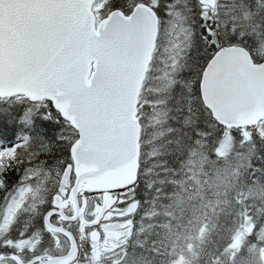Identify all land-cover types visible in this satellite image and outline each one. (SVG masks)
Wrapping results in <instances>:
<instances>
[{"label":"snow or ice","instance_id":"obj_1","mask_svg":"<svg viewBox=\"0 0 264 264\" xmlns=\"http://www.w3.org/2000/svg\"><path fill=\"white\" fill-rule=\"evenodd\" d=\"M186 201L264 264V0H0V264H177Z\"/></svg>","mask_w":264,"mask_h":264},{"label":"rangeland","instance_id":"obj_2","mask_svg":"<svg viewBox=\"0 0 264 264\" xmlns=\"http://www.w3.org/2000/svg\"><path fill=\"white\" fill-rule=\"evenodd\" d=\"M184 211L177 214L175 223L172 225L173 231L179 229L181 236L180 245L177 250V264L179 261H189L192 257V245L200 248L201 238L205 232V213L199 201H186L184 204ZM212 213L211 210L207 213L208 220ZM208 223V222H207Z\"/></svg>","mask_w":264,"mask_h":264},{"label":"trees","instance_id":"obj_3","mask_svg":"<svg viewBox=\"0 0 264 264\" xmlns=\"http://www.w3.org/2000/svg\"><path fill=\"white\" fill-rule=\"evenodd\" d=\"M230 235L231 232L228 231L227 226L225 225V218L220 217L218 219L217 215L213 214L210 216L207 223V229L201 238L199 248L201 254L203 255L207 251L214 249L217 245L222 247Z\"/></svg>","mask_w":264,"mask_h":264}]
</instances>
